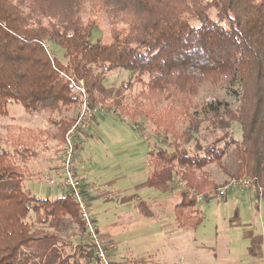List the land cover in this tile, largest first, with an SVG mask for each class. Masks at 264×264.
I'll list each match as a JSON object with an SVG mask.
<instances>
[{
    "label": "trees",
    "instance_id": "1",
    "mask_svg": "<svg viewBox=\"0 0 264 264\" xmlns=\"http://www.w3.org/2000/svg\"><path fill=\"white\" fill-rule=\"evenodd\" d=\"M101 16L110 40L91 42ZM115 70L130 77L120 84L122 92L103 95L99 85ZM69 79L82 82L89 108L103 106L134 127L146 119L162 137L145 161L147 183L162 191L180 184L172 208L179 228H197L203 221L197 198L224 199L229 190H219L231 180L249 179L255 199H264V0H0V118L12 104L48 117L76 109L83 100ZM138 83L128 106L123 92ZM204 84L238 88V106L213 102L201 107L210 117H197L194 99ZM214 118L223 120L222 140L230 144L202 147L195 135L205 119L214 125ZM73 122L65 116L52 121V133L0 127V184L13 183L0 187V264H101L69 192L50 199L23 189L21 176L41 138L63 142ZM229 123L239 126V140L228 132ZM191 140L193 149L186 147ZM232 146L238 153L233 172L223 163ZM210 165L227 175L221 188L206 170ZM66 216L88 238L70 254L60 234L36 228Z\"/></svg>",
    "mask_w": 264,
    "mask_h": 264
},
{
    "label": "rangeland",
    "instance_id": "2",
    "mask_svg": "<svg viewBox=\"0 0 264 264\" xmlns=\"http://www.w3.org/2000/svg\"><path fill=\"white\" fill-rule=\"evenodd\" d=\"M98 40L103 43L110 40L109 27L102 16L97 18V26L90 37L91 42ZM53 48L64 61L62 51L56 46ZM129 77L130 72L126 70L111 71L99 89L103 95L115 96L118 90L122 92L120 84ZM74 85L84 103L85 93L76 88L80 85ZM140 88L138 83L124 91L122 102L131 106ZM238 93V88L231 90L225 86L204 84L194 99L193 111L199 118H208L211 114L208 111L203 113L201 107L213 102H223L234 109L239 103ZM83 103L76 109L72 107L70 111H64L59 117H48L46 113L31 114L20 105L12 104L8 115L0 118V127L12 125L52 133L56 130L52 121L63 116L74 119L69 128L75 127L71 141V167L76 178L81 180L78 179L85 194L84 200L99 234L103 236L104 245L107 244L105 254L109 264H264V199H255L252 188L229 190L224 199H197L196 208L203 216L202 223L195 229L179 228L172 217V208L178 202L180 184L176 182L162 191L149 187L147 183L145 161L149 151L162 146V137L154 132L148 120L140 119L135 128L129 120L121 121L103 106L92 107L97 109L93 117H89L88 112L82 115ZM213 122L214 125L205 119L195 135L198 144L202 147L212 142L219 147L230 144L227 138L222 140L223 120L214 118ZM227 130L236 140L240 139L237 124L229 123ZM4 134L0 128V135ZM65 136L63 142L46 135L41 138L35 149L36 158L28 160L21 176L25 192L50 199L68 193L66 187L58 186L63 181L60 163L66 150ZM74 143L78 144L76 150ZM195 144L191 140L186 147L193 149ZM57 163L59 168L51 172L48 168L57 166ZM223 163L229 171L236 170L238 153L234 146L223 157ZM206 170L221 188L227 175L215 165ZM12 185L7 182L1 183L0 187ZM29 218L31 220L33 215L30 214ZM36 228L60 234L70 244L65 247L68 254L78 243L88 242L68 216L42 226L36 224Z\"/></svg>",
    "mask_w": 264,
    "mask_h": 264
},
{
    "label": "built area",
    "instance_id": "3",
    "mask_svg": "<svg viewBox=\"0 0 264 264\" xmlns=\"http://www.w3.org/2000/svg\"><path fill=\"white\" fill-rule=\"evenodd\" d=\"M71 81L72 85H74V81L69 79ZM82 83V82H81ZM81 83H75L80 86H76L80 92H84V89L81 85ZM88 112L89 117L95 116L97 109L96 108H88L86 106V103H83V114ZM74 129L73 127L71 130H69L65 136V142H66V150L63 154V158L61 160V169L63 172V181H62V186L66 187L68 189V192L70 195L73 197V200L77 204V208L79 211V215L84 223V226L86 228V232L88 233V237L90 239L91 244L93 245L94 248V253L95 257L98 258L101 262V264H109L106 258L105 250L102 248L100 239L95 231L94 224L90 220V216L88 213V206L82 196L81 193V183L80 181L76 178L75 172L73 171L71 167V156H72V138L74 136ZM54 182L51 181V184ZM251 187V182L247 178H241L238 180H231L225 187L221 188L219 190V194L223 195L226 190H248ZM198 200L201 198L198 197Z\"/></svg>",
    "mask_w": 264,
    "mask_h": 264
},
{
    "label": "crops",
    "instance_id": "4",
    "mask_svg": "<svg viewBox=\"0 0 264 264\" xmlns=\"http://www.w3.org/2000/svg\"><path fill=\"white\" fill-rule=\"evenodd\" d=\"M58 164V163H57ZM59 168V164L57 165V166H54V165H52L50 168H48V169H51L50 171L52 172L54 169H58ZM48 169L46 170V171H48ZM50 171H49V173H50ZM50 178V177H49ZM48 178V180H51V178L49 179ZM38 178H34L33 180H36V181H40V180H37ZM77 179H79L78 177H77ZM80 180V179H79ZM81 181V180H80ZM52 186V185H51ZM55 186V185H54ZM60 188H62L63 186L61 185L60 186V184L58 185Z\"/></svg>",
    "mask_w": 264,
    "mask_h": 264
}]
</instances>
